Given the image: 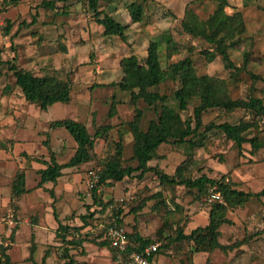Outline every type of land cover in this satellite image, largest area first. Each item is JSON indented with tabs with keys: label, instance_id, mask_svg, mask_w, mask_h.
Segmentation results:
<instances>
[{
	"label": "rangeland",
	"instance_id": "obj_1",
	"mask_svg": "<svg viewBox=\"0 0 264 264\" xmlns=\"http://www.w3.org/2000/svg\"><path fill=\"white\" fill-rule=\"evenodd\" d=\"M43 1L48 0H0L2 53L9 58L10 52H14L22 58L25 67L31 65L41 75H58L72 83L70 102L58 101L43 110L23 96L12 99L3 91L14 82L12 72L6 71V76L0 77V126H5L2 133L22 140L31 152H40L45 137L40 130H49L51 121L72 118L83 122L92 134L100 130L95 140L94 159L78 166L82 173L92 168L98 170L113 157L119 158L122 165L135 166L134 138L127 122L134 118L137 106L142 111L140 127L146 130L149 122L158 118L161 101L157 99V104L143 98L136 103L130 101V93L117 85L123 76L120 59L135 54L142 61L151 41L156 43L163 70L190 56L197 75L226 80L232 99L260 98L264 106V0H228L226 11H240L245 27L238 36L226 40L231 43L228 52L235 68L226 67L221 55L211 58L214 44L184 27L189 24L206 31L207 20L218 0H100L99 5L107 13L127 24L125 41L118 35L104 34L103 26L96 21L85 0H58L48 7L42 5ZM132 2L141 6L140 20L136 22L132 21L128 9ZM24 23L27 26H23ZM8 24L9 30L5 31ZM22 49L30 51L22 55ZM31 57L32 62L28 59ZM3 70H7L6 66ZM180 85L178 78H167L150 90L164 95L163 102L176 109L182 120L190 118L194 125L193 108L200 103L199 96L190 97L187 108L179 110L174 91ZM15 90L21 92L19 86ZM112 105L114 113H110ZM257 114L250 104L230 110L208 109L202 114V124L195 135H188L182 142L160 144L157 156L149 164L177 177L195 178L206 174L220 178L225 174L226 180L230 179L238 188L260 190L264 186V127L258 126ZM225 121L247 124L237 133L254 138L260 147H252L247 142L239 147L225 137L221 128L212 125ZM107 125V129L103 128ZM56 130L55 133L64 135L66 146L74 145V139L64 127ZM119 141L122 144L120 156L116 146ZM177 167L180 171H176ZM139 172L119 181L102 183L96 190L95 204L92 192L86 188L80 192L83 185L76 181L77 205H83L76 212L81 211L85 218L80 216V224L71 226L72 234L75 231L92 244L104 229L99 223L116 222L126 234L137 233L159 244L157 264H264V196L231 209L233 223L220 226L222 244L228 246L227 249L194 251L192 242H176L172 238L179 229L189 233L207 223L209 205L203 204L205 197H197L195 190L185 185L164 182L153 171L141 176ZM33 183V176H27V185ZM76 226L82 227L74 230ZM50 238L47 233L42 236L45 241ZM1 245L5 247L0 231ZM19 249L17 247L15 257L19 256ZM75 249V256L82 255L81 246ZM107 249L105 253L91 249L94 260L91 259L90 264H114L111 250ZM51 260V264L63 261L58 256Z\"/></svg>",
	"mask_w": 264,
	"mask_h": 264
},
{
	"label": "trees",
	"instance_id": "obj_2",
	"mask_svg": "<svg viewBox=\"0 0 264 264\" xmlns=\"http://www.w3.org/2000/svg\"><path fill=\"white\" fill-rule=\"evenodd\" d=\"M56 1L58 0L43 1L42 5L47 7L52 6ZM85 1L87 6L94 12L96 21L103 26L104 34L110 36L118 35L122 40H126L125 29L127 24L121 23L113 15L107 13L104 10L105 8L99 5L100 0ZM217 3L216 9L207 20L206 31L189 24H184V27L193 35L201 36L208 42L214 44V50L210 52L211 58L221 55L226 67L235 68L236 66L228 52L231 43L228 44L226 40L228 38H234L244 31L245 27L242 15L240 11H233L232 13L226 11V7L229 4L228 0H218ZM128 9L132 21H139L141 6L132 2L128 5ZM32 21L34 22L35 19L33 18ZM7 26L5 31L9 30V24ZM23 26H27V24L25 25L24 23ZM120 65L123 70V76L117 85L121 90L130 93V101L136 103L138 99L143 98L149 103H156L158 99L161 101L160 111L158 118L151 120L148 128L143 130L140 127L142 111L137 106L135 107L134 118L128 121L127 124L131 128L134 138L132 159L136 160L137 164L135 166L130 164L122 165L119 158L116 157L107 160L97 170L99 180L90 189L94 196L93 203L95 204L97 202L96 190L102 183L122 180L125 176L132 175L135 171H140L138 173L139 176L147 171H153L164 182L182 184L188 187V189L195 190L197 197H205L203 204L209 205L207 224L197 226L189 233H185L179 229L172 238L173 241L178 242L184 240L192 242L194 251L211 252L215 249H227L228 246L223 245L219 241V237L221 235L220 226L225 223H233V220L228 215V211L232 208L242 206L254 197L260 198L264 196V186L258 191L243 190L238 188L230 179L226 180L227 175L225 174L220 176V178L209 177L206 174H201L195 178L177 177L175 174L170 175L165 171H161L156 165L149 164V161L157 156V148L160 144L170 141L176 143L182 142L188 135H195L197 128L202 124V114L211 108L219 107L230 110L235 106L250 104L258 111L256 122L258 126H261L260 120L264 116L262 101L260 98H251L248 101L232 99L226 89V80L206 74L197 75L194 71L190 56L171 63L163 70L158 58L156 43L153 41L149 43L147 55L142 61L135 54H129L120 59ZM3 66H6L8 72H12L15 78V84L20 86L25 99L29 102L36 103L41 109L45 110L49 105L57 101H70L72 83L69 79L54 74L37 75L32 70L19 67L16 64L15 57L4 60L0 48V75L3 74ZM167 78L173 80L178 78L181 82L180 87L174 91V95L178 100L179 110L187 108L190 97L199 96L200 103L193 108L192 118L194 125L191 124L192 121L190 118L182 120L176 109L165 104L163 102L165 99L164 95L150 90V87L157 86ZM114 111L115 107L112 105L110 113H114ZM240 123H229L225 121L212 125L221 128L225 133V137L236 143L239 147L242 143L247 142L252 147L259 148L260 143L254 138H246L237 133L240 129H244V126H247V124ZM50 126L64 127L72 136L76 145L73 154L67 161L62 163L58 162L53 152L50 151V161H47V166L39 171V185L46 181H56L57 177L62 174V169L65 167L79 166L93 160L95 157V140L100 134L99 128L92 134L83 122L72 118L54 120L50 123ZM103 128L107 129L108 125ZM116 146L117 155L120 156L121 142H117ZM176 171H180V168L177 167ZM214 185L221 192L222 200L209 202L207 197L210 194V188ZM27 191L28 189L25 186V173L22 170L16 173L11 184V206L16 207L17 200ZM88 208L91 209V206H88ZM80 216L82 219L85 218V215ZM111 224V222L107 223L106 227L98 234V238L92 243L100 247H109L112 253V260H114L115 249L110 245L106 237L107 227ZM80 227L76 226L74 230H78ZM73 232L75 233V231ZM159 233L161 234V232ZM160 234L158 235L159 237ZM56 237L62 242L61 246L63 249V253H60L59 256L63 261L58 264H76L77 260L74 258V253H71L70 250L82 246L84 238L80 235L75 236L72 234L70 225L61 223L56 231ZM127 237L130 240L127 251L140 250L153 243L151 238H144L137 233H127ZM6 250L7 246H0V264H10ZM159 251L160 246L151 255L153 261L157 259ZM81 252L83 251L81 250ZM1 256H3V260H1Z\"/></svg>",
	"mask_w": 264,
	"mask_h": 264
},
{
	"label": "crops",
	"instance_id": "obj_3",
	"mask_svg": "<svg viewBox=\"0 0 264 264\" xmlns=\"http://www.w3.org/2000/svg\"><path fill=\"white\" fill-rule=\"evenodd\" d=\"M27 51L30 50L26 49L24 52L22 49L20 54L23 55ZM10 53L9 58L2 53L3 59L7 60L15 57L16 64L19 67L32 70L35 74L41 75L33 66L29 65L30 67L28 68L22 65V58H20L18 54L15 55L14 52ZM28 59L31 62L34 61L33 57ZM6 71L7 70H3V74L0 75V77L6 76ZM13 81V84L5 86L3 91L8 93L12 99L24 97L22 90L21 92L15 90L18 87V85L15 84V78ZM9 104L10 110H12V102L10 101ZM50 123L48 126L49 130H40V133L45 136L42 139L40 152L37 150L31 152L30 149L26 148V144H24L22 140L2 133V127L5 126H0V218L2 215L5 216L8 212H11L15 219V226L13 229H9L7 224L0 220V225L2 227L0 231L3 233L4 245L5 247L7 246L6 253L8 254L10 264H51V259L57 256L59 257L60 250L62 249V242L56 237L59 224L70 226L80 224L78 218H80L81 211H76H78V209L80 210L83 205H77L75 182L80 181L83 185L79 189V191L82 192L85 189L87 171L82 173L80 171L81 168H78V166L65 167L62 169V174L57 177L56 181H46L41 185L38 184L40 181L39 171L47 166V161H50V151L53 152L57 161L62 163L67 161L73 154L76 145L74 141V145L66 146L64 135L62 137L58 132L55 133V131H57L56 129L60 127H51ZM81 166L82 165H79V167ZM22 170L25 173V186L28 191L20 196L16 202V207H13L11 206L10 200L11 184L16 173ZM29 175H32L34 178V183L32 185H27V176ZM240 189L259 190L249 187ZM261 198L262 196L259 199ZM207 208L209 214V206H207ZM228 212L229 217L232 219L233 217L231 214L233 212L231 210ZM76 213L79 214V217L71 218L73 214L76 216ZM206 224L198 226H204ZM223 225H226V223L221 226ZM46 233L51 235L48 241L42 239L43 234ZM219 241L222 243L221 237ZM92 245L93 243L91 244L86 240L82 242L81 247L83 248V252L82 255L79 256L80 258L88 257L90 259L85 261L80 259L79 256L74 255V258L77 260L76 264H79V261L90 264L92 261L91 259L94 258L90 251L91 249L95 248L97 252H108L107 247H100L95 244V246ZM17 247H20V254L15 257ZM70 251L71 253H75L76 249L74 248ZM154 262L157 264V261Z\"/></svg>",
	"mask_w": 264,
	"mask_h": 264
},
{
	"label": "built area",
	"instance_id": "obj_4",
	"mask_svg": "<svg viewBox=\"0 0 264 264\" xmlns=\"http://www.w3.org/2000/svg\"><path fill=\"white\" fill-rule=\"evenodd\" d=\"M260 124L264 127V116L260 120ZM99 180L97 170L92 168L87 170L85 178V188L90 190L93 188ZM210 201L222 200V194L216 189V185L210 188V194L207 197ZM8 228L15 226L14 215L8 212L1 218ZM100 228H105L102 222L99 223ZM77 236V233H73ZM106 237L108 238L110 245L115 249L114 264H155L151 259V255L157 249L159 244L157 242L151 243L140 250L127 251V247L130 244V240L127 237L125 229L118 223L113 222L107 227Z\"/></svg>",
	"mask_w": 264,
	"mask_h": 264
}]
</instances>
